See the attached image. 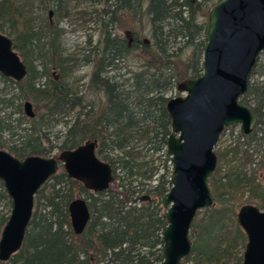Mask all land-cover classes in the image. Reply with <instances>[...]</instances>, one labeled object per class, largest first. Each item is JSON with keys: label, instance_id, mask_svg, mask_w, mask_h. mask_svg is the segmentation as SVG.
Segmentation results:
<instances>
[{"label": "trees", "instance_id": "16d2710c", "mask_svg": "<svg viewBox=\"0 0 264 264\" xmlns=\"http://www.w3.org/2000/svg\"><path fill=\"white\" fill-rule=\"evenodd\" d=\"M9 1L14 13L9 35L15 34L13 46L26 64L27 74L20 82L0 75L17 89L16 95L2 97L0 102L17 98L16 112L22 115L16 126H12L10 116H0V149L22 159L28 155L48 156L54 149H72L94 140L96 155L112 166L115 179L106 191L92 192L68 177L60 165L35 194L21 248L0 264L160 263L161 231L166 221L159 200L171 186V170L166 165L170 158L165 148L170 134V118L165 110L169 97L165 94L179 81L201 74L206 20L199 18L218 0H119L115 6L112 0H92L104 4L99 12L102 31L82 58L93 65L84 91L73 90L63 81L64 66L72 60L63 55L56 24L46 22L47 40L40 46L41 36L16 26V0ZM52 1V12L61 11L65 0ZM122 14L141 25L139 30L131 28L128 38L113 30ZM64 15L67 13L60 17ZM0 31L4 33L1 25ZM33 42L38 56L44 59L40 72L32 69L28 59L31 51L27 46ZM260 57L261 53L251 71L248 90L240 99L256 115L255 126L249 135L239 132L235 144L222 148L217 145V166L208 179L215 203L194 218L189 234L191 252L181 264L187 260L200 264L227 259L241 264L246 236L237 223L235 208L244 204L264 206V186L253 169L246 171L242 154L246 144L250 156L264 159V60ZM57 69L59 76L54 73ZM256 74L258 77L252 79ZM40 78L44 81L38 83ZM25 101L32 108L34 105V117L25 115ZM74 110L72 119H64ZM60 122L65 132L55 133L52 143L50 130ZM25 123L28 127L22 125ZM19 129L23 134H18ZM4 132L10 135L3 137ZM240 138L245 139L242 145ZM160 168L165 172L160 173ZM154 176L155 184L149 185ZM140 179H146V188L140 187L144 185ZM243 184L247 186L246 197ZM81 195L85 196L90 219L84 231L75 234L68 205ZM142 195L150 199L140 202ZM2 202L9 209L0 214V232L10 212V200L0 182Z\"/></svg>", "mask_w": 264, "mask_h": 264}, {"label": "water", "instance_id": "95a60500", "mask_svg": "<svg viewBox=\"0 0 264 264\" xmlns=\"http://www.w3.org/2000/svg\"><path fill=\"white\" fill-rule=\"evenodd\" d=\"M204 35L201 74L179 81V95L165 104L170 118L165 148L171 186L159 200L166 225L161 231L163 259L158 264H181L190 255L192 222L200 210L215 203L208 179L217 166L215 147L220 136L232 125H238L244 135L255 126L256 115L240 99L264 51V0L216 1L208 9ZM26 74L12 39L0 31V75L20 82ZM23 109L27 117H34L29 101ZM96 146V141L86 140L54 156L22 159L0 149V182L10 200L9 216L0 232V262L21 248L35 194L60 165L68 177L92 192L106 191L114 182L112 166L96 155ZM148 199V195L138 198ZM68 213L73 232L82 233L90 219L86 200L73 199ZM236 220L246 236L241 264H264V210L244 204Z\"/></svg>", "mask_w": 264, "mask_h": 264}, {"label": "rangeland", "instance_id": "374dc122", "mask_svg": "<svg viewBox=\"0 0 264 264\" xmlns=\"http://www.w3.org/2000/svg\"><path fill=\"white\" fill-rule=\"evenodd\" d=\"M119 0H112L111 4H117ZM45 5H48L51 8H46ZM55 3H53L52 0H16V11H17V20H19V24H16L19 29L28 31L33 36H41V42L38 44L41 46L43 45V42L47 40V29H46V22L49 20L52 24H56L58 29L60 30V35L58 42L60 44V47L63 49L64 53L63 55L68 56L72 61L68 64H66L64 73L66 76L63 78V81L73 90H79L84 91L87 85V82L89 80L90 74L93 69L92 62L82 61L83 55L88 53V49L92 48L102 31V28L100 26V18H99V12L104 7V4L102 2L92 1V0H65L63 4H61V11L58 13H53L51 16H49L48 11L51 9H54ZM118 5V4H117ZM46 8V9H45ZM110 8H114L113 5L110 6ZM13 7L11 6V2L9 0H0V25L2 27V31L4 34H6L11 39L15 36L9 35V31L12 29L11 22L14 19V13L12 12ZM52 11V10H51ZM67 13V15L60 17L62 14ZM208 9L205 13H203V16H201L199 19L206 20ZM120 14V13H119ZM122 18L120 22H117L115 25L114 33L117 35L125 38V37H131L130 30L131 28L136 27V29H140L141 25L138 23V21H133L132 17L129 15L122 14ZM114 27V26H113ZM14 29V28H13ZM90 41V43H88ZM146 41V40H145ZM36 43L33 42L32 45H28L27 47L30 48V54H28V59L31 63L32 69L36 72H40L43 69L42 63L44 62V59H41L38 55V50L36 49ZM18 52V51H17ZM261 59L264 60V51L261 53ZM74 59V60H73ZM125 69H122L121 72H123ZM56 75L57 73H60L57 70L54 71ZM113 73V72H112ZM59 76V75H58ZM258 77V74L254 75L252 79H256ZM44 81V78L38 79V83H41ZM17 94L16 87L11 84L3 81L0 79V98L4 97L5 99H8L10 97H13ZM167 97H174L179 95L176 88L168 91L165 94ZM11 101H3L0 102V116L4 117L5 119H8L9 116L12 120V126L17 125V120L22 119V115L16 112V105L18 103L17 98H11ZM34 108V105H33ZM77 110H74L71 112L67 118H64L66 120H70L74 117L75 112ZM25 121V120H23ZM24 127H28V123L22 124ZM16 129V128H14ZM51 133L49 135V139L52 143L54 142V136L55 133H58L59 135H63L65 132V126L63 122H60L58 125L53 127L51 130ZM19 132L18 134H23V132L19 129L17 130ZM240 132L238 125H232L230 126L224 133L220 136L218 140V147L222 148L229 144H235L236 138L238 133ZM10 133L7 132L3 133V137H8ZM17 137L15 136L14 139ZM62 138V137H61ZM245 143L244 138H240V144L242 145ZM44 145V143H43ZM217 145L215 149L217 148ZM247 145L242 146V154H244L246 158V165L245 169L246 171H251L252 169L256 172L257 181L264 186V159L261 161L262 158L259 156H250L251 150L247 152ZM5 150V149H3ZM6 151V150H5ZM245 151V152H244ZM59 150L54 149L48 156H54L58 154ZM240 155V153H238ZM162 159L164 156H161ZM160 157V158H161ZM232 156H229V159H231ZM165 160V159H163ZM160 161L161 162H163ZM252 161V162H251ZM251 162V163H250ZM159 163V161H156L155 164ZM166 165H168V170H171V166L169 164V161L166 162ZM164 168H160V173H163ZM168 175V174H167ZM157 176H154L153 179L149 182V185L155 184V179ZM144 185L140 186L141 188L147 187V181L146 179H140ZM242 192L244 193V197L247 196V186L242 185ZM82 198H85L84 195H81ZM5 202L0 203V214H6L8 213V207L5 206ZM259 209L264 210V206L256 205ZM163 209V207H162ZM239 209V206L235 208V211ZM164 210V209H163ZM204 210L202 209L199 212V215L201 216L204 214ZM104 264V263H100ZM184 264H195L192 260H187L184 262ZM200 264H232L229 259L223 261V262H201Z\"/></svg>", "mask_w": 264, "mask_h": 264}, {"label": "flooded vegetation", "instance_id": "af4514ba", "mask_svg": "<svg viewBox=\"0 0 264 264\" xmlns=\"http://www.w3.org/2000/svg\"><path fill=\"white\" fill-rule=\"evenodd\" d=\"M49 16H51L53 14V12L51 10L48 11Z\"/></svg>", "mask_w": 264, "mask_h": 264}]
</instances>
